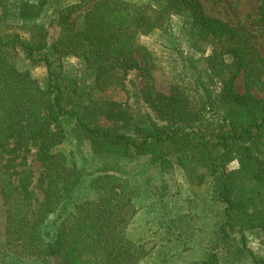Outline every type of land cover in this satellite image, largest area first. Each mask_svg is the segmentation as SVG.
Wrapping results in <instances>:
<instances>
[{
    "label": "trees",
    "instance_id": "1",
    "mask_svg": "<svg viewBox=\"0 0 264 264\" xmlns=\"http://www.w3.org/2000/svg\"><path fill=\"white\" fill-rule=\"evenodd\" d=\"M31 1L0 0V9L16 3L14 19L30 24L39 35L33 45L17 34H0V51L22 49L30 62L45 66L50 80L43 89L27 72H20L5 59L3 52L0 55V175L9 206L8 224L18 235L25 256L31 260L56 257L63 264H141L151 250L133 240L128 227L134 216L144 211L149 223L159 222L153 235L163 234L168 248V256L154 264H180L185 243L180 242L184 239L180 228L185 224L165 214L154 215L151 206L139 210L135 203L146 197L148 187L126 177L119 166L125 158L148 157L149 165L161 171L171 167L172 160L181 168L196 160L214 180L201 228L207 227L208 233L197 243L200 259L183 264H264V257L255 256L248 247L254 238L264 243V153L254 151L255 146L264 145V99L250 91L264 86L260 79L264 57L248 44L246 35L206 14L200 0H79L56 10L53 27L58 36L49 44L41 23L46 20L40 17L48 14L50 2ZM256 1L258 23L264 24V0ZM76 13L81 18L79 26L77 17L74 23L70 20ZM175 15L189 19L191 30L211 43L204 61L223 83L220 93L213 96L201 81L200 71L188 61L197 74L195 83L203 89L202 99H196L193 92L196 98L189 101L187 91L179 87L168 95H153L147 90L146 103L151 109L157 107L156 114L165 125H158L149 115L135 118L127 106L112 100L67 109L61 88L51 80L52 61L48 56L34 57L40 47L38 50L49 49L58 58H80L91 72L94 87L105 91L116 84L118 76L152 61L137 37L166 29ZM241 75L246 87L243 94L235 89ZM218 105L225 109L222 118L215 115ZM205 113L210 116L205 117ZM212 115L221 129L207 139L200 129ZM100 116L117 128L93 125L92 120ZM65 122H72L77 129V141L89 143L92 154L88 158L109 156L108 161L85 167L87 158L80 166L53 152L63 139L60 124ZM186 128L193 130L186 133ZM30 146L36 148L41 168L37 179L41 199L28 218V177L15 185L11 175L3 171L2 160ZM230 162H236L237 167L226 172L223 167Z\"/></svg>",
    "mask_w": 264,
    "mask_h": 264
},
{
    "label": "rangeland",
    "instance_id": "2",
    "mask_svg": "<svg viewBox=\"0 0 264 264\" xmlns=\"http://www.w3.org/2000/svg\"><path fill=\"white\" fill-rule=\"evenodd\" d=\"M46 1L50 2L48 14L40 17L44 21L46 20L45 24L40 22L47 32L48 43L52 44L58 36V30L53 27L56 10L77 3L79 0ZM31 2L29 0V3ZM200 2L206 14L240 30L242 35H246L248 44L264 57V24L258 23L259 3L256 0H200ZM16 6H18L16 3H11L6 8L0 9V34L5 37L17 34L26 42L34 45V42L39 41V35L32 31L30 24H20L14 19L13 13L18 8ZM79 13L72 15L70 20L73 23L74 17H77ZM80 24L81 18L77 17L76 25L79 26ZM137 43L150 52L152 61L148 64H142L140 69L129 71L126 76H118L114 80L116 84L105 91H99L94 87L91 72L80 58L70 55L58 58L49 49L38 50L40 47L34 52V57L39 59L48 56L52 61L51 71L54 72V77H51V80L61 88L63 104L67 109L79 110L83 107H92L101 101L112 100L122 106H127L135 118L144 119L145 115H149L158 125H165L166 121L158 118L156 114L157 107L154 105L151 109L146 103L144 95L150 89L153 95L154 93L168 95L174 87H179L187 91L188 94L186 93V95L189 101L192 97L196 98L197 95L196 99H202L203 89L195 83L194 79L197 78V74L192 71L188 61H191L200 71L201 81L212 92V95L220 93L223 78L211 74V70L207 69L204 61L211 52V43L191 30L189 19L175 15L170 18L166 29L154 30L149 34L140 35L137 37ZM1 54L20 72H27L43 89L50 83L45 66L30 62L26 52L22 49H3L0 51ZM260 79L264 83V74ZM235 89L239 94L245 92L243 75L237 78ZM250 91L256 97L264 99V86L261 88L252 87ZM193 92L196 96L193 95ZM224 110L223 106L218 105L216 117L222 118L220 114ZM213 113L214 111L211 112V114ZM205 115V117H209L210 113H205ZM216 119L212 115L209 120L206 119V123H203L205 126L200 129L207 139L215 137L221 129ZM92 123L103 128H117L116 124L103 116L94 118ZM195 127L196 125L194 129H196ZM60 129L63 132V139L60 144L53 148V152L64 155L67 162L74 164L75 161L81 166L83 158H87V163L85 161L84 166L92 164L93 167L101 166L102 160L105 163L108 161L109 156L106 158H96L95 156L88 158V155L92 154L89 143L85 140L77 141L75 137L77 129L74 128L72 122L61 123ZM192 130L191 128L185 129L186 133ZM210 132H212L211 135ZM254 151L264 153V145L255 146ZM35 153L36 148L30 146L26 150L21 149L15 154L6 155L2 160L3 171L11 175L15 185H18L24 177H28V201L26 204L28 218L31 214L29 211L33 210V207L41 199V192L37 184L41 168ZM196 156L199 157V155ZM110 158L113 162L116 160L114 156H110ZM193 161L197 166L190 164L186 168H181L175 160H172L171 167L165 171L150 166L148 157L125 158L119 161V166L123 173H126V177L133 178L138 185L144 186V188L148 187L146 197L135 203L139 210L151 206L154 209V215L165 214L171 219L173 218L178 224H185L180 228V233L183 234L184 238L180 242L185 241L182 249H178L183 253L180 264L185 261H199L200 259L197 243H202L208 233L206 232L208 231L207 227L201 228L206 217V206L211 201L214 186L213 177L207 172V168L199 164L198 161ZM67 166L70 168L69 164ZM236 167V162H230L225 164L223 168L226 172H230ZM1 177L0 175V264H63L56 257L31 260L25 256L18 235L15 234L13 227L11 228L8 224L9 206L5 201ZM85 185L84 182L83 186ZM81 191L82 193L88 192ZM149 221L151 219L148 220L146 213L139 211V214L134 216L128 227L129 236L135 241L144 243L145 248L151 250L150 255L141 264H154V261H161L162 257L168 256L166 252L168 248L165 247L163 234L153 235L157 232L155 228L159 226V222L155 220L149 223ZM186 224L188 225L186 226ZM187 227H189L188 234L185 233ZM259 243V240L254 238L248 247L255 256L264 257V243Z\"/></svg>",
    "mask_w": 264,
    "mask_h": 264
}]
</instances>
